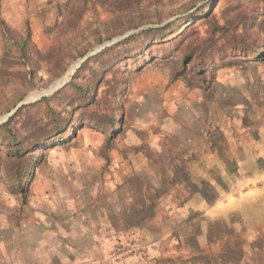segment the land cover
<instances>
[{"label": "rangeland", "instance_id": "374dc122", "mask_svg": "<svg viewBox=\"0 0 264 264\" xmlns=\"http://www.w3.org/2000/svg\"><path fill=\"white\" fill-rule=\"evenodd\" d=\"M69 1L0 0V126L24 106L17 136L49 125L50 109L66 118L85 106L71 87L53 95L86 56L174 22L172 39L140 35L90 62L80 87L106 72L121 88L110 71L122 67L124 93L102 103L103 85L89 112L123 125L110 137L90 122L68 144L35 151L24 193L0 130V264H264V0ZM28 29L37 51L23 60L15 43ZM203 47L232 62L211 68L205 91L176 79L183 54ZM161 187L156 216L127 228L131 208Z\"/></svg>", "mask_w": 264, "mask_h": 264}, {"label": "trees", "instance_id": "16d2710c", "mask_svg": "<svg viewBox=\"0 0 264 264\" xmlns=\"http://www.w3.org/2000/svg\"><path fill=\"white\" fill-rule=\"evenodd\" d=\"M76 1V0H75ZM84 2H91L93 4H96L97 2H100L101 5L104 6V2L106 0H83ZM74 2V0H70L69 3ZM202 19L208 23L210 21V15L205 14V12L202 13ZM194 15H190L185 17V19H192ZM174 22H171L169 24H166L162 27L158 28H148L140 31L138 34H134L125 41L119 42L111 47L103 49L101 52L98 54L88 58L85 62L82 63V65L79 67V69L75 72L74 76L72 77V80L65 85L62 89L57 91L54 95H59L60 93L64 92V90L68 87H71L72 89L75 90V92H78L79 97L81 99V102L85 103V106H80L81 108L79 109H74L71 110V113L69 114L68 117L62 118L60 113H56L53 110H49V114L53 117H49L50 122L49 125L45 126H39L37 125H27L24 126L25 128V135L21 134L17 136V132L13 130V127H11L13 121L22 113V110L24 109V106L20 107L16 113L11 116L8 121L0 126V130L6 132L8 134V140L11 142H8L6 148H5V161H7L9 164H12L15 169V174H16V185L18 188L19 193H24L26 190V186H24L23 179L25 176L28 174L30 175V180L33 177V171L32 173L29 172V169H27L28 165L30 162L33 160L32 156L34 155L35 151H44L49 148L48 143H61L62 145L68 144L70 139H65V135L71 134V135H76L80 129H84L85 126L88 123H96L99 122L103 124L106 128H98L91 126L92 128H95L97 130H103L107 131L110 134V137L116 134V131H119L120 127L123 125L124 120L122 119V116H117L118 119L115 117H108L106 114H102L103 116H100L98 112L95 113H90L89 112V107L92 106L94 103H96L99 92L103 85L107 87V89L104 92V98L103 102L107 104L108 98L116 99L121 95V93L126 90L127 84L123 79L118 78V72L122 67H117L114 68L112 71H110V74L114 75V78L118 81V84L115 85L117 82L116 81H111V80H105V77H107L106 72L105 74H101L98 78V81L96 85L93 88H83L80 87L75 83V80L78 78V76L89 67V64L92 60H96L99 62L100 60L104 59L105 56L110 55L116 47L121 43L126 44L127 40L132 41L134 38L140 35H147L151 36L154 41H159L162 39L165 40H171L172 38L171 35L172 33L167 34V31L171 29L173 26ZM221 30V28H218ZM216 34V32H214ZM205 42V41H204ZM19 53L20 57L23 60H26L28 57H30V54L32 51H37L35 50V46L32 42L31 39V32L28 29L26 35L21 39L20 42L15 43ZM39 52V51H38ZM86 51L83 53H80V56H84ZM257 54V52L255 53ZM167 54H164L162 57L163 60L167 58ZM146 56L148 57V52H146ZM131 59V58H130ZM225 61V60H224ZM115 63V62H114ZM189 65V68L192 67V75L186 71V67ZM214 65H217L216 67ZM227 65H232V62H229V64H226V62H222V58L219 57L218 59L211 58L206 55L205 53V47L198 50H188V52L183 54L182 57V69L180 72L178 71L176 73V79L182 78L184 79L186 85L188 88H200L205 90H210L212 87L213 79L214 77L212 76L211 68L213 67V70L215 68H222L226 67ZM192 76L194 79H196V84L193 82ZM121 77V76H120ZM191 78V79H190ZM207 85V86H206ZM40 101L42 102H47V98H42ZM90 103V104H89ZM37 104V103H35ZM89 104V105H88ZM84 107V108H83ZM84 110L82 113L87 114V118L82 116L79 119H73L72 116L75 115V113ZM72 124H75V127H72ZM49 129V130H48ZM29 141H33V143L28 147ZM35 161H32V163ZM30 173V174H29ZM176 175H178L176 173ZM185 183L190 184L189 182V176L184 180ZM188 187H193L194 186H188ZM156 196L151 197L149 199H144L141 201L139 208L136 206L131 208V214L126 216L125 219V224L127 228H139L142 226L143 223L149 222L156 216V208H157V201L161 198V196L167 195L168 191L166 188L158 189ZM220 223H211L210 228H214L216 226H220Z\"/></svg>", "mask_w": 264, "mask_h": 264}, {"label": "water", "instance_id": "95a60500", "mask_svg": "<svg viewBox=\"0 0 264 264\" xmlns=\"http://www.w3.org/2000/svg\"><path fill=\"white\" fill-rule=\"evenodd\" d=\"M88 57H89V56H86V57L82 60L81 63H83ZM75 68H76V67H74L73 73L75 72ZM73 73H72V74H73ZM57 83H58V82H57ZM57 83H56L55 85H53V87L49 90V93H54L56 90H58V89H60L62 86H64V85L67 83V81H65L63 84H61V85H59V86H57ZM20 106H21V105H20ZM20 106H18L17 109H18Z\"/></svg>", "mask_w": 264, "mask_h": 264}, {"label": "bare ground", "instance_id": "6f19581e", "mask_svg": "<svg viewBox=\"0 0 264 264\" xmlns=\"http://www.w3.org/2000/svg\"><path fill=\"white\" fill-rule=\"evenodd\" d=\"M71 72H72V70L68 73V75L65 78L63 77L62 80L57 83V86L63 84L65 81H67L68 78L70 77Z\"/></svg>", "mask_w": 264, "mask_h": 264}]
</instances>
